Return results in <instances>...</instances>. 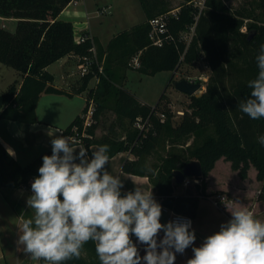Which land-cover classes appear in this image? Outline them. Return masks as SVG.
I'll return each instance as SVG.
<instances>
[{
	"label": "trees",
	"instance_id": "1",
	"mask_svg": "<svg viewBox=\"0 0 264 264\" xmlns=\"http://www.w3.org/2000/svg\"><path fill=\"white\" fill-rule=\"evenodd\" d=\"M73 1L0 0V17L17 21L14 32L0 27V63L24 76L19 91L12 85L0 95V120L37 123V107L42 94L72 96L54 86V76L47 68L67 55H92L93 44L88 41L76 45L73 23L59 19ZM140 1L147 16L144 23L115 36L106 48L94 42L99 59L104 58V72L98 74L95 65L93 72L82 78V90L87 89L96 75L99 83L89 90L83 115L75 118L62 134L72 135L77 127L81 135L83 116L93 102V123L82 141L87 147L109 145L110 159L119 153L131 152L137 160H128L123 166V171L128 174L144 173L140 160L157 150L162 135H167L174 143L192 137L187 156L168 152L161 166L150 175L157 189L153 196L162 210L187 215L192 220L197 215L201 198L221 194L220 191L207 193V179L220 159L230 163L241 180H246L254 168L257 180L263 183L259 198L264 200V146L257 142V138L264 135V118L252 120L238 108L240 101L250 95L248 82L258 75L255 58L260 45L264 44V26L247 24L248 31L244 33L241 29L245 20L252 19L245 10L231 11L223 0H206L205 9L200 11L194 5L195 0H183L177 16L167 20L168 35L173 40L157 47L150 39V22L171 12V4L167 0ZM257 1L264 7V0ZM194 26V36L187 44L182 33ZM250 33L254 34L251 40L248 39ZM201 54L212 70L207 90L200 97H192L189 109L176 126L172 111L163 105L165 94L157 104L158 110L167 116L165 122H161L155 114L151 115L153 107L141 103L125 87L127 73L133 69L130 62L137 55L139 66L136 70L143 76H155L164 71L176 73L183 61L191 63ZM111 110L118 118L129 120L132 126L125 139L96 137L101 120ZM149 117L151 126L144 136L135 127V122ZM41 159L23 167L0 142V192L3 188L27 184L32 176H38L36 164ZM192 161L201 163L203 177L194 189L186 188L184 194L176 196L173 173ZM64 264H100L94 243H86L79 258Z\"/></svg>",
	"mask_w": 264,
	"mask_h": 264
},
{
	"label": "clouds",
	"instance_id": "2",
	"mask_svg": "<svg viewBox=\"0 0 264 264\" xmlns=\"http://www.w3.org/2000/svg\"><path fill=\"white\" fill-rule=\"evenodd\" d=\"M255 59L258 75L248 82L250 95L238 108L259 120L264 118V44ZM48 135L54 137L52 154L42 157L39 175L31 183L26 203L33 215L22 218L17 250L34 261L64 264L79 258L91 241L100 264H175L176 254L194 245L190 220L160 222L162 206L152 188L135 185L122 194L123 180L106 168L109 145L98 146L89 157L86 147H74L72 137ZM257 142L264 146V135ZM229 211L231 219L201 246L192 247L194 255L186 264H264V221L247 207L232 206ZM133 235L146 246L143 257Z\"/></svg>",
	"mask_w": 264,
	"mask_h": 264
},
{
	"label": "rangeland",
	"instance_id": "3",
	"mask_svg": "<svg viewBox=\"0 0 264 264\" xmlns=\"http://www.w3.org/2000/svg\"><path fill=\"white\" fill-rule=\"evenodd\" d=\"M167 1L171 4V11L180 10L184 4L183 0ZM223 2L231 11L239 9L251 14L252 19L245 20V25L241 29L242 32L245 31L244 33H247V24L250 23L264 26V7H261L257 0H223ZM81 4L83 6L85 5V9L88 12V15L84 18H88V21L91 22V30L97 37L96 45H102L105 48L112 38L147 20L146 12L140 0H82ZM64 17L67 18V14ZM8 30L14 32L16 29L14 26L8 25ZM183 35L187 38V41H190L194 36V32L192 29H189L184 31ZM97 56L98 63L103 67L104 71V58L102 60L99 59L98 51ZM138 66L139 55L130 62V67L133 69L127 73L129 75L127 77L129 82L126 88L141 102H145L151 107H155L165 94L166 99L163 101V105L172 111L175 126L181 122L183 112L189 109L192 101V97L176 90L175 82L203 75L209 76L210 78L212 74L211 67L204 57V54H201L198 59L191 63L183 61L176 73L164 71L155 76H143L136 70ZM3 68L8 70L7 72H18L11 67L5 66ZM72 68L73 72H79L76 65ZM50 71L63 72L58 63L52 65ZM77 77L81 78L80 74ZM171 79L173 80L171 81ZM209 81L210 79L207 83L203 84L202 89L198 92L199 97L206 92ZM90 85H93V83ZM42 106L41 109H43ZM130 130H132V126L129 120L118 118L111 110L104 115L96 133L99 138L106 136L111 139H125L127 132ZM192 143V137L174 143L167 135H162L157 150L151 155L144 156L140 160V163L143 166H149L151 171L153 169L155 170V168L161 166L164 158L170 151L187 156L190 149L189 146H192ZM42 163V159L37 162V170L42 166ZM217 163L209 175L211 178L210 184L212 187H215L211 188L210 194L217 188L226 185L229 188V192L221 193L225 194L228 198L229 203L227 206L229 210H231L232 206H243L249 209L250 203L260 202L258 206L255 204L252 205L250 211L254 213L257 219H264V200L259 198L263 183L257 180V171L252 168L249 171L248 178L241 180L238 173L231 169L230 163L224 159H220ZM37 177V175L32 176L27 184H22L13 189L3 188L0 192V264H42L41 261L32 260L25 253L19 255L16 247V234L14 229L17 224H21L22 218H30L33 215V211L27 207L26 202L28 197L32 195L31 183ZM191 187L193 189L195 188L194 185ZM175 189L180 194L186 190V187L182 184H176ZM200 200V213L198 214L195 225L196 240L192 247L201 246L206 237L218 232L220 226L231 219L225 215L231 216L228 208L226 207V212V208L216 207L211 197L201 198ZM192 247H189L190 258L194 255Z\"/></svg>",
	"mask_w": 264,
	"mask_h": 264
},
{
	"label": "crops",
	"instance_id": "4",
	"mask_svg": "<svg viewBox=\"0 0 264 264\" xmlns=\"http://www.w3.org/2000/svg\"><path fill=\"white\" fill-rule=\"evenodd\" d=\"M81 2L82 0H74L62 12L59 19L72 22L74 25V33L81 32L83 34H90L95 42L97 40V37L93 34L91 30V22L88 21V18H84L88 15V12L85 9V5L83 6ZM65 14H67V18L64 17ZM8 25L14 26L16 29L17 21L11 18L0 17V27L8 29ZM56 63H58L59 67L62 69L63 72L50 71L52 65ZM56 63L50 65L47 68L48 72L54 76V86L57 89L63 90L66 93L71 94L72 96L66 94H42L37 107V116L39 119L37 123H20L17 121L0 120V142L4 145V147L9 153L11 152L14 154L12 156L23 167L34 163L36 160L42 158L48 152H52L51 139L54 137L49 136L48 133L54 132L55 136H59L62 134L63 130L66 129L75 120V118H77L78 116H82L84 113V109L87 106V97L89 90L95 87L96 85V79L93 78L90 81L87 89L82 90L84 88L82 77L78 78L77 75H79V72H73L72 68L74 65L77 66L78 64L76 55H67ZM5 66L6 65L0 63V95L6 93L12 85H16L17 90L19 91L24 79V76L20 72H7L8 70L3 68ZM128 82L129 79L127 78L125 87H127ZM91 83H93V85H90ZM141 103L146 104L145 102ZM41 105H43V109H41ZM96 137L99 138L97 133ZM81 146H84L89 150V157L91 156V151L95 150L98 147V145H91L87 147L84 143L74 145V147H76L77 149ZM128 160L136 161L137 157H135L131 152L119 153L115 157L111 158L109 161V165L106 166L107 170L112 175L119 176L120 179L123 180L124 187L122 189V193L134 190L135 185H137L142 187L144 190H150L152 188V193L153 195H155L157 189L152 180L150 179V175L154 172V169L152 170V172L149 166H143L142 170L144 171V173H125L123 171V166ZM210 179V177L207 179V193H210L211 188H215L212 187V185L210 184ZM174 183L176 184V182ZM190 189L193 188L190 187ZM216 191H220L223 193L229 192V188L224 185L220 188H217L214 192ZM184 192L178 194L175 191V195H182L184 194ZM254 204L258 206L260 202ZM254 204H249V210L252 209V205ZM200 205L201 200L199 203L198 213L195 219H193L194 231L196 230L195 225L198 214L200 213ZM170 214V210H162L160 222L162 224L168 223ZM225 215L231 218V216H228L227 214ZM258 219L264 221V219L262 218ZM19 226L20 224H17L14 228L16 234V245L19 237ZM163 235L164 233L163 231H161L157 238L158 242L160 239L163 238ZM131 238L138 248L139 255L143 257L146 254V246L140 244L134 235ZM22 253L24 252L19 251V255ZM189 256V248L186 249L183 254L177 253L175 264H186L188 258H190Z\"/></svg>",
	"mask_w": 264,
	"mask_h": 264
},
{
	"label": "built area",
	"instance_id": "5",
	"mask_svg": "<svg viewBox=\"0 0 264 264\" xmlns=\"http://www.w3.org/2000/svg\"><path fill=\"white\" fill-rule=\"evenodd\" d=\"M205 2H206V0H195L194 5L196 7H198L200 9V11H202L205 7ZM178 12H179V10L171 11L167 15L157 17L150 22V24H151L150 39H151L154 46L162 47V46H164V44L166 42H170L171 40H173V38L168 35L169 29H168L167 20L170 16H177ZM191 29L193 30V32H195V26L192 27ZM182 37L186 41L187 44H189L191 42V40L187 41V38L183 35V33H182ZM88 41H90L93 44V46L90 50L92 55H90V56H78V55H76L77 60H78V64H77L78 71H79V74L82 78L85 77L86 75L90 74L91 72H93V68L95 65L98 67V74H103V72H104L103 67L98 63L97 50H96V47L94 45L93 37L90 34H83L81 32L74 33V42L76 45H82ZM95 79H96V85H98V83H99L98 75L95 76ZM208 80H209V76H205V75L188 79V81H190L191 83H200L202 85V87H203L204 83L208 82ZM184 113L185 112H183V115H184ZM93 114H94V103L91 102V105L89 107L88 112L86 113V115L83 116L85 120H84L83 131H82L81 135L79 134L77 127H75L73 129V134L69 135L76 142L75 144H83V141H82L83 138L88 136L86 134V130L93 123ZM153 114H155L161 122H165V120L167 119L166 114L164 112H161L158 110V105L153 107L151 115H153ZM150 117L147 118L146 120L138 119L135 122V127L144 136H146V134L148 133L150 126H151ZM199 182H200V179L185 178L182 185H184L186 188H189L192 185L199 184ZM211 198L213 199V204L218 208H221L225 203L228 202V198L225 194H217ZM164 210H168V209H164ZM178 218L190 220L191 221V229L190 230H193V220L191 217H189L187 215L177 214V213H174L171 211V214L169 216V221H173V220H176Z\"/></svg>",
	"mask_w": 264,
	"mask_h": 264
},
{
	"label": "water",
	"instance_id": "6",
	"mask_svg": "<svg viewBox=\"0 0 264 264\" xmlns=\"http://www.w3.org/2000/svg\"><path fill=\"white\" fill-rule=\"evenodd\" d=\"M254 34L250 33L248 39L251 40ZM177 91L186 94L189 97H199L198 92L202 89L200 83H191L188 80L175 82ZM203 177V168L199 161L188 163L184 169L177 170L173 173L176 184H182L185 178L201 179Z\"/></svg>",
	"mask_w": 264,
	"mask_h": 264
}]
</instances>
